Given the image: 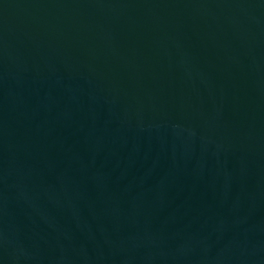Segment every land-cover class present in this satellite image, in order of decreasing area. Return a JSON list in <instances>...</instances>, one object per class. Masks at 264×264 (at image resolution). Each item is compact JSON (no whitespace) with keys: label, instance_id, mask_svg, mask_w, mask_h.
<instances>
[{"label":"water","instance_id":"obj_1","mask_svg":"<svg viewBox=\"0 0 264 264\" xmlns=\"http://www.w3.org/2000/svg\"><path fill=\"white\" fill-rule=\"evenodd\" d=\"M0 264H264V0H0Z\"/></svg>","mask_w":264,"mask_h":264}]
</instances>
